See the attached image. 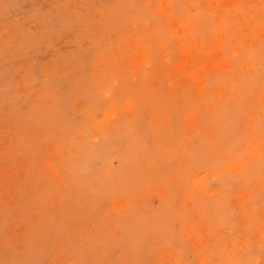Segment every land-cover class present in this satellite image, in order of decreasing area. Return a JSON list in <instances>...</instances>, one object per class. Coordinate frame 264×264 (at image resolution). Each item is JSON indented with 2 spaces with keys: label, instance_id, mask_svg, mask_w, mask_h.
Segmentation results:
<instances>
[{
  "label": "rangeland",
  "instance_id": "rangeland-1",
  "mask_svg": "<svg viewBox=\"0 0 264 264\" xmlns=\"http://www.w3.org/2000/svg\"><path fill=\"white\" fill-rule=\"evenodd\" d=\"M0 264H264V0H0Z\"/></svg>",
  "mask_w": 264,
  "mask_h": 264
}]
</instances>
